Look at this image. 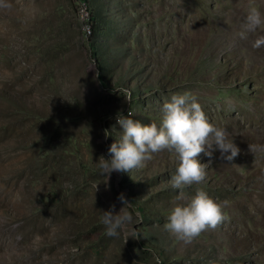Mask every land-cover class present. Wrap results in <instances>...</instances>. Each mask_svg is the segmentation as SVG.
<instances>
[{
	"label": "rangeland",
	"instance_id": "rangeland-1",
	"mask_svg": "<svg viewBox=\"0 0 264 264\" xmlns=\"http://www.w3.org/2000/svg\"><path fill=\"white\" fill-rule=\"evenodd\" d=\"M251 8L264 0H0V264H264V46H252L264 27L241 36ZM184 93L239 155L202 153L203 181L182 191L168 150L106 186L97 164L121 140L116 117L160 127ZM198 191L224 218L185 243L164 225ZM120 193L139 239L105 234Z\"/></svg>",
	"mask_w": 264,
	"mask_h": 264
},
{
	"label": "clouds",
	"instance_id": "clouds-1",
	"mask_svg": "<svg viewBox=\"0 0 264 264\" xmlns=\"http://www.w3.org/2000/svg\"><path fill=\"white\" fill-rule=\"evenodd\" d=\"M264 27V14L251 8L247 12L241 36L246 33H256ZM253 47L264 46V35L257 36ZM162 123L141 124L133 120L132 113L116 117V123L122 128V137L108 147V158L99 157L97 169L100 175L106 176L105 185L113 172L129 173L140 168L145 161L151 160L153 154L164 150L174 152L178 161L175 174L171 177V187L183 190L193 184L203 181L206 172L205 164L198 157L203 153L213 157V152L219 150L220 158L231 162L240 153V149L229 139L226 129L218 128L209 122L196 97L190 93L172 95L170 100L162 105ZM250 152L255 146H248ZM98 184L94 185L95 191ZM182 198V197H178ZM122 207L118 212L102 211L101 223L105 234L109 237L124 235L139 239L140 234L134 225L142 221V217L133 215L126 210L131 202L125 199L123 193L118 194ZM114 207V206H113ZM222 209L205 192L198 191L186 204H177L170 211L165 229L178 240L190 243L201 232L215 229L223 220Z\"/></svg>",
	"mask_w": 264,
	"mask_h": 264
},
{
	"label": "bare ground",
	"instance_id": "bare-ground-1",
	"mask_svg": "<svg viewBox=\"0 0 264 264\" xmlns=\"http://www.w3.org/2000/svg\"><path fill=\"white\" fill-rule=\"evenodd\" d=\"M82 15H83V20H87V15H88V12L85 10L84 6H82Z\"/></svg>",
	"mask_w": 264,
	"mask_h": 264
},
{
	"label": "trees",
	"instance_id": "trees-1",
	"mask_svg": "<svg viewBox=\"0 0 264 264\" xmlns=\"http://www.w3.org/2000/svg\"><path fill=\"white\" fill-rule=\"evenodd\" d=\"M83 1V0H82ZM85 1V0H84ZM89 17H90V15H89ZM98 67H99V71H98V77L100 78V79H102V77H101V66H99L98 65ZM158 256H159V254H158Z\"/></svg>",
	"mask_w": 264,
	"mask_h": 264
},
{
	"label": "built area",
	"instance_id": "built-area-1",
	"mask_svg": "<svg viewBox=\"0 0 264 264\" xmlns=\"http://www.w3.org/2000/svg\"><path fill=\"white\" fill-rule=\"evenodd\" d=\"M80 15H81V18L83 19V15H82V7L80 8ZM83 30L87 31V28H84Z\"/></svg>",
	"mask_w": 264,
	"mask_h": 264
}]
</instances>
